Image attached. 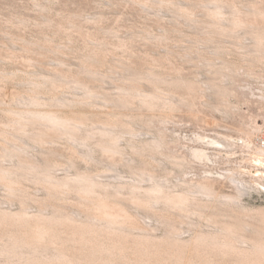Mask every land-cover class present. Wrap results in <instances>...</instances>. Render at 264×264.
<instances>
[{
    "label": "bare ground",
    "instance_id": "bare-ground-1",
    "mask_svg": "<svg viewBox=\"0 0 264 264\" xmlns=\"http://www.w3.org/2000/svg\"><path fill=\"white\" fill-rule=\"evenodd\" d=\"M205 3L202 4L203 15L211 19L203 20L199 16L193 17L194 20L189 17V20L200 18L195 22L205 23L201 28L209 24L211 33L238 39L239 54L245 61L264 63V2L206 0ZM182 4L181 0L156 1L158 8L166 7L178 16H190ZM213 39L212 36L204 37V40ZM124 70L126 73L122 77L136 80L138 84H128V81L119 84L120 92L115 95L98 93L78 77L60 72L29 81L38 88L64 81L81 95L74 99L55 97L53 101L57 105L94 104L99 103L94 99L100 98L118 109L124 107L131 111L135 100L150 110H174L187 105L183 97L165 94L158 84L161 82L198 90L195 87L199 82L180 76L167 78L149 71L136 73L128 67ZM97 71L84 63L76 72L96 77ZM143 80L153 84L148 93L143 88ZM202 83L198 84L202 91L215 88L216 94H227L224 84L205 82L203 87ZM37 87L26 95L15 96L17 102L23 104L22 108L8 107L7 121L0 125V185L7 191V200L21 199L24 203L19 209H13L3 206L4 201L0 199V264H264V207L243 202V195L263 187L264 181H258L257 186L250 185L237 167L214 176L206 163L202 164L203 172L196 171L195 176L183 175L171 180L158 176L144 165L137 166L133 157L132 163L127 164L132 176L125 179L118 167L122 157L128 154L121 144L125 134L130 135V147L139 156L146 152L155 154L162 148V138L155 136L151 143L137 138L139 131L133 127L134 120L146 116L145 111L124 113L111 108L110 117L99 121L76 114V109H69L71 114L63 116L56 110L37 108L45 104ZM260 97L264 103V90ZM163 114L166 117L167 113ZM253 125L241 131L239 144L221 137L207 142L213 146L250 147L252 135L264 126V121L262 126ZM62 138L70 141L72 154L85 161L96 160L99 151L111 157L114 168L109 169L118 174L111 175L114 178L111 180L89 173L58 176L56 165L49 160V156L56 153L55 149L46 144ZM262 140L263 146L252 145L253 153L264 154V137ZM36 144L41 146L42 157L29 151V147ZM195 157L211 160L208 154ZM69 160L67 166H74V159ZM174 162L196 168L192 158L184 157ZM25 181H34L46 190L49 200L37 210H31L25 199L31 195L23 188ZM223 181L233 185L231 192L218 189L217 185ZM70 194L81 204L79 212L69 211L56 202ZM140 209L150 212L141 217ZM153 221L162 225V232H157L161 227L152 224Z\"/></svg>",
    "mask_w": 264,
    "mask_h": 264
},
{
    "label": "rangeland",
    "instance_id": "rangeland-1",
    "mask_svg": "<svg viewBox=\"0 0 264 264\" xmlns=\"http://www.w3.org/2000/svg\"><path fill=\"white\" fill-rule=\"evenodd\" d=\"M156 1L0 0V77L3 76L0 78V125L7 121L8 107L22 108L23 104L17 102L16 97L26 95L37 87L29 80L56 72L78 77L92 90L112 95L120 92L119 84L127 81L128 84H138L136 80L122 77L126 73L125 67L136 73L149 71L161 77L180 76L192 82L201 81L203 87L205 82L224 84L226 96L216 94L215 88L202 91L199 83L196 91L177 87L170 82L158 83L165 94L186 99L187 105L174 110H150L135 100L132 111L144 110L147 114L135 117L133 127L139 131L137 138L151 143L150 140L157 136L162 138L163 144L160 152H146L139 156L130 147V135L125 134L121 144L128 154L122 157L119 172L125 179L132 176L127 164L132 163L130 159L133 157L137 166L144 165L158 176L175 180L183 175L195 176L196 171L203 172L201 167L206 163L212 175L216 176L237 167L250 185L257 186L258 181H264V154L253 153L252 145L263 146L264 103L260 101V94L264 90V63L245 61L239 54L238 39L211 33L209 24L201 28L205 23L195 22L200 18L189 20L199 16L203 20L211 19L203 15L205 9L202 4H206V0H181L184 11L190 14L188 17L178 16L166 7L158 8ZM184 5H187L186 8ZM209 36L216 37V41L204 40ZM84 63L98 70L96 77L76 72ZM142 83L147 93L153 89V84L147 80ZM38 89L45 104L37 105V108L56 110L63 116L70 115L76 109V114L99 121L110 117L108 115L112 109L119 108L100 98L94 99L99 102L94 104L57 105L53 101L55 97L81 98L77 90L64 81H55L49 87ZM209 102L213 105L210 106ZM118 110L124 113L131 111L124 107ZM163 113L168 116L165 117ZM254 123L262 127L255 130L250 147L213 146L207 142L213 137H221L239 144L242 142L239 139L241 131L255 126ZM57 141L46 146L51 145L55 149L56 153L51 154L49 160L56 165L55 173L58 176L89 173L101 175L103 180H111L114 179L111 175L118 174L109 169L114 168L111 167L112 159L102 152H96V160L85 161L72 154L68 139ZM32 147H29L30 153L42 157L39 152L41 146L36 144ZM200 154H208L211 160L195 157ZM184 157L194 159L196 168L175 164L174 160ZM69 159H74V166H67ZM217 187L222 192L233 190V185L227 181ZM23 188L31 194L30 198H25L31 210H37L47 202L46 190L40 184L25 181ZM7 196L5 187L0 185L3 206L19 209L24 205L21 199L11 202ZM73 196L70 194L68 198L56 202L69 211L79 212L81 208L78 205L81 204ZM243 202L253 207H264V186L243 195ZM138 211L141 217L150 212ZM152 224L160 226L161 230L157 232H162L161 224L157 221Z\"/></svg>",
    "mask_w": 264,
    "mask_h": 264
}]
</instances>
